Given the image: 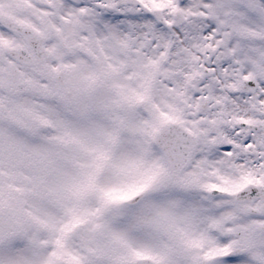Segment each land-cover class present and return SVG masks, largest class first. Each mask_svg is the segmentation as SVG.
Segmentation results:
<instances>
[{"label":"snow or ice","instance_id":"snow-or-ice-1","mask_svg":"<svg viewBox=\"0 0 264 264\" xmlns=\"http://www.w3.org/2000/svg\"><path fill=\"white\" fill-rule=\"evenodd\" d=\"M0 264H264V0H0Z\"/></svg>","mask_w":264,"mask_h":264}]
</instances>
